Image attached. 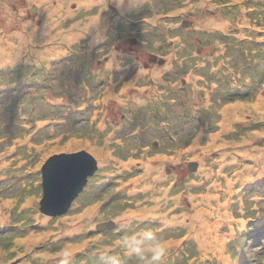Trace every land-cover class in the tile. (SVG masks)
Listing matches in <instances>:
<instances>
[{"label":"rangeland","instance_id":"374dc122","mask_svg":"<svg viewBox=\"0 0 264 264\" xmlns=\"http://www.w3.org/2000/svg\"><path fill=\"white\" fill-rule=\"evenodd\" d=\"M129 5L0 0V264H264V0ZM79 149L97 170L42 213Z\"/></svg>","mask_w":264,"mask_h":264},{"label":"water","instance_id":"95a60500","mask_svg":"<svg viewBox=\"0 0 264 264\" xmlns=\"http://www.w3.org/2000/svg\"><path fill=\"white\" fill-rule=\"evenodd\" d=\"M187 25L186 21H182V26ZM134 41L135 38L131 39V43ZM155 58L157 57L154 55L151 59ZM162 61L163 59H159V62ZM196 168V162L188 163L189 170ZM96 169V159L85 150L49 156L41 166L43 195L39 200L40 211L49 215L65 212L82 190L88 175H92Z\"/></svg>","mask_w":264,"mask_h":264},{"label":"bare ground","instance_id":"6f19581e","mask_svg":"<svg viewBox=\"0 0 264 264\" xmlns=\"http://www.w3.org/2000/svg\"><path fill=\"white\" fill-rule=\"evenodd\" d=\"M74 35V34H73ZM40 54H42V53H40ZM260 100H257V102H255V106H257L258 104H260ZM237 109V108H236ZM238 110H239V108H238ZM233 113L235 114V115H240L241 113L240 112H237V111H233ZM105 160V156L104 155H101V161H104ZM122 164H125V163H122ZM263 169H264V166L262 167V168H260V169H258L259 170V172H261V171H263ZM250 171H251V168H250V170L249 171H247V172H249L250 173ZM239 173H241V172H239ZM249 173H246V174H244V177H246L247 176V178L249 179L252 175H249ZM242 181H244V180H242ZM246 181V180H245ZM211 190V189H210ZM209 190V191H210ZM74 217L75 216H79V215H73ZM207 219H209V218H206V219H204V218H202L201 220H202V224H203V228L204 229H208L209 227H211V223H208L207 224V222H206V220ZM68 232H70V230L68 231ZM76 245H79V244H75V245H72L71 247L72 248H74V246H76ZM220 248H221V245L219 246ZM77 248V247H76ZM71 248H69V250H70Z\"/></svg>","mask_w":264,"mask_h":264},{"label":"flooded vegetation","instance_id":"af4514ba","mask_svg":"<svg viewBox=\"0 0 264 264\" xmlns=\"http://www.w3.org/2000/svg\"><path fill=\"white\" fill-rule=\"evenodd\" d=\"M108 6L109 7H111V8H114L115 7V5L112 3V2H108ZM29 15V17H35L36 16V13H31V14H28ZM38 19V17H35V20H37ZM115 48L118 50V51H122V52H124V46H121V49H120V47H116L115 46ZM129 51H131L132 52V50H130V47H129ZM197 51H199V48L197 49ZM146 53H150V54H156L157 56H161L160 55V53H158V52H152V51H150V52H146ZM106 56H104V58H105ZM151 58H154V56H151ZM159 59H156L155 61H151V62H153V63H155V62H159L158 61Z\"/></svg>","mask_w":264,"mask_h":264},{"label":"snow or ice","instance_id":"6c2138e0","mask_svg":"<svg viewBox=\"0 0 264 264\" xmlns=\"http://www.w3.org/2000/svg\"><path fill=\"white\" fill-rule=\"evenodd\" d=\"M121 2H122V0H121ZM132 2H134V0H130V5H131ZM130 5H129V6H130Z\"/></svg>","mask_w":264,"mask_h":264},{"label":"trees","instance_id":"16d2710c","mask_svg":"<svg viewBox=\"0 0 264 264\" xmlns=\"http://www.w3.org/2000/svg\"><path fill=\"white\" fill-rule=\"evenodd\" d=\"M118 204H120V203H118ZM188 257V256H187Z\"/></svg>","mask_w":264,"mask_h":264}]
</instances>
